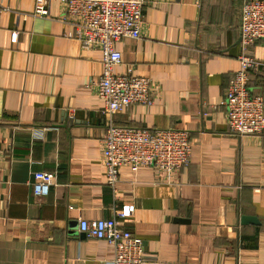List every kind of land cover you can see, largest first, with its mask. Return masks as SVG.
<instances>
[{
  "label": "crops",
  "instance_id": "0c3cea01",
  "mask_svg": "<svg viewBox=\"0 0 264 264\" xmlns=\"http://www.w3.org/2000/svg\"><path fill=\"white\" fill-rule=\"evenodd\" d=\"M246 1L146 0L140 37L115 41V71L152 89L114 122L185 129L190 142L188 165L167 177L122 168L115 200L101 161L100 50L74 38L59 1L33 16L34 0H0V264H112V245L78 222L121 210L143 264H264V130L231 132L222 103ZM246 52L258 61L248 86L264 99V38ZM36 171L54 174L41 196Z\"/></svg>",
  "mask_w": 264,
  "mask_h": 264
},
{
  "label": "built area",
  "instance_id": "2783aa9c",
  "mask_svg": "<svg viewBox=\"0 0 264 264\" xmlns=\"http://www.w3.org/2000/svg\"><path fill=\"white\" fill-rule=\"evenodd\" d=\"M50 1L34 0L31 14L47 16ZM57 1L62 5L60 19L73 27L74 38L83 48H98L102 54L101 71L96 81V93L103 101L101 111L106 119L100 139L101 161L113 199L119 198L122 168L136 171L141 166H149L161 179L173 170L186 167L190 156L187 130L121 126L113 119L116 113L131 105H147L151 101L150 78L115 71L122 54L114 43L124 37H140L142 8L146 0ZM239 34L242 49L237 56L239 67L228 82L222 103L230 131L242 136L259 134L264 130V99L248 86L249 72L258 61L246 52L247 46L264 38V0H248L243 4ZM52 185L53 172L33 173L35 195L45 194ZM125 213L121 210L108 218L79 219V231L111 244L114 249L112 264H143L146 256L141 240L118 220Z\"/></svg>",
  "mask_w": 264,
  "mask_h": 264
}]
</instances>
